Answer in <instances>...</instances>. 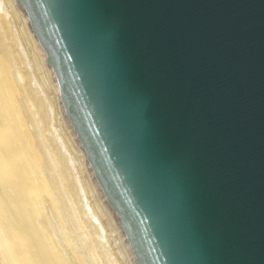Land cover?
<instances>
[{
	"label": "water",
	"instance_id": "1",
	"mask_svg": "<svg viewBox=\"0 0 264 264\" xmlns=\"http://www.w3.org/2000/svg\"><path fill=\"white\" fill-rule=\"evenodd\" d=\"M134 264H264V0H16Z\"/></svg>",
	"mask_w": 264,
	"mask_h": 264
},
{
	"label": "bare ground",
	"instance_id": "2",
	"mask_svg": "<svg viewBox=\"0 0 264 264\" xmlns=\"http://www.w3.org/2000/svg\"><path fill=\"white\" fill-rule=\"evenodd\" d=\"M0 257L134 264L16 0H0Z\"/></svg>",
	"mask_w": 264,
	"mask_h": 264
},
{
	"label": "rangeland",
	"instance_id": "3",
	"mask_svg": "<svg viewBox=\"0 0 264 264\" xmlns=\"http://www.w3.org/2000/svg\"><path fill=\"white\" fill-rule=\"evenodd\" d=\"M0 260H1L0 263L4 264L3 261H2V259H1V257H0Z\"/></svg>",
	"mask_w": 264,
	"mask_h": 264
}]
</instances>
